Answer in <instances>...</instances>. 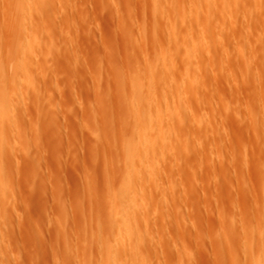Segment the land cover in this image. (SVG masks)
I'll return each mask as SVG.
<instances>
[{"label":"rangeland","instance_id":"rangeland-1","mask_svg":"<svg viewBox=\"0 0 264 264\" xmlns=\"http://www.w3.org/2000/svg\"><path fill=\"white\" fill-rule=\"evenodd\" d=\"M26 2L0 0V264L122 257L134 186L126 263L263 261L264 0Z\"/></svg>","mask_w":264,"mask_h":264},{"label":"bare ground","instance_id":"bare-ground-1","mask_svg":"<svg viewBox=\"0 0 264 264\" xmlns=\"http://www.w3.org/2000/svg\"><path fill=\"white\" fill-rule=\"evenodd\" d=\"M27 2V5H28V7L29 8H32V6H30V0H26ZM160 0H154V3H158ZM26 5V6H27ZM41 5V2H37L36 3V6H40ZM196 5V4H195ZM198 12H199V10H197ZM200 13V12H199ZM161 14V13H160ZM26 16H28V15H25L24 14V16H23V20H25L26 19ZM158 16H159V9H156V11H154V18L156 19V21H158L157 19H158ZM161 28V27H160ZM159 28V29H160ZM25 44V43H24ZM12 50V48L9 50V53L10 54H12L13 53V51H11ZM167 53V52H166ZM166 56V54L165 53H163V56ZM11 57H12V55H11ZM162 58V57H161ZM162 60V59H161ZM148 64H150V63H148ZM149 66V65H148ZM156 67V66H155ZM154 67V68H155ZM153 70H155V69H153ZM157 70V69H156ZM150 71V70H149ZM152 71V70H151ZM14 75V74H13ZM152 75V74H151ZM155 72H154V76L150 79V80H153V78L155 77ZM9 77H11V75H9ZM14 77V76H13ZM158 78V77H157ZM10 79V78H9ZM161 79H162V77H161ZM149 80V81H150ZM179 80V79H178ZM165 81V80H164ZM167 81L168 80H166V83H167ZM170 81V80H169ZM157 82H158V80H157ZM139 83V82H138ZM135 84V86H134V89L136 90V92H135V95L134 96H136V95H140V86H139V84ZM149 83V82H148ZM161 83V82H160ZM165 83V82H164ZM168 84V83H167ZM165 85V84H164ZM152 86V85H151ZM154 87H155V85H154ZM157 87V86H156ZM149 90V89H148ZM150 90H152V89H150ZM149 90V91H150ZM141 92H142V90H141ZM151 92V91H150ZM149 92V93H150ZM153 92V91H152ZM151 92V93H152ZM154 92H156V91H154ZM149 93H148V95H149ZM154 94H156V93H154ZM3 95V94H2ZM2 95H0V96H2ZM138 95V96H139ZM14 96V95H13ZM13 96L12 97H10V98H8L6 101H5V99L4 98H0V126H2L3 125V123H5V121H6V119H7V116L9 115V113L11 112V110H12V107H13V103H12V98H13ZM138 96H136L138 99L140 98V97H138ZM150 96V95H149ZM154 96V95H153ZM150 97H152V95L150 96ZM149 97V98H150ZM144 98H145V96H144ZM148 98V99H149ZM137 99V100H138ZM141 99H143V98H141ZM140 99V100H141ZM147 99V98H146ZM135 100V99H134ZM145 100V99H144ZM157 100V99H156ZM136 101V100H135ZM147 101V100H146ZM146 101H145V105H146ZM140 102V101H139ZM142 102V101H141ZM154 102H155V99H153V98H151V99H149V104L150 105H153L154 104ZM137 103H138V101H137ZM156 103V102H155ZM141 104V103H140ZM137 105V104H136ZM143 106H144V104H143ZM142 106V107H143ZM156 106V105H155ZM154 106V107H155ZM149 107V106H148ZM144 108H145V106H144ZM156 108V107H155ZM141 109V108H140ZM144 110V109H143ZM146 110V109H145ZM137 111V110H136ZM138 112V111H137ZM141 112V111H140ZM149 112V111H148ZM155 112V111H154ZM143 113H144V111H143ZM150 113V112H149ZM157 113V112H156ZM159 113V112H158ZM140 114V113H139ZM137 116H138V118L140 117V115H138V114H136ZM159 115V114H158ZM146 116V115H145ZM149 116V115H148ZM147 116V117H148ZM155 117H156V115H155ZM160 118V117H159ZM142 119H143V121L145 122V118H144V115H143V117H142ZM141 119V120H142ZM156 119H157V117H156ZM140 119H138V121H139ZM140 120V121H141ZM153 118H152V114L150 115V119L148 120V121H150V124L152 125V123H154L153 122ZM147 121V120H146ZM162 121V120H161ZM157 123V122H156ZM160 124H162V123H160ZM147 125V124H146ZM153 126V125H152ZM161 126V125H160ZM138 140H137V143L139 144L138 145V147L140 148H138L139 150H140V153L139 154H137L136 152H139V150L138 151H136V148L134 149V151H135V153H136V156L134 155V154H131V155H129L128 156V166H127V168H129L128 170H126V172L128 171V174L127 175H129L128 176V180L130 181V179L132 178L131 177V174H132V168L134 167V165H135V167L137 166V164H132V163H134L136 160H137V158L139 159V158H141L142 156H144V155H146V154H148V152L150 151V149L152 148H150L148 145V143L147 142H144L143 140H142V136L144 135V130H146L147 131V129L146 128H148V127H145L143 124H139L138 123ZM145 127V128H144ZM159 127V126H158ZM149 128H150V125H149ZM154 129V131H155V127L153 128ZM149 130V129H148ZM136 131V130H135ZM153 131V130H152ZM163 132V131H162ZM153 134V133H152ZM157 134V133H156ZM160 134V133H159ZM163 134V133H162ZM149 135H150V133H149ZM158 135V134H157ZM164 135V134H163ZM165 136V135H164ZM157 137V136H156ZM163 137V136H162ZM164 138V137H163ZM167 138V137H166ZM154 139H156V138H154ZM168 140V139H167ZM153 141V140H152ZM156 143V142H155ZM9 146V143L6 141V140H4L3 138H1L0 137V153H4L7 149V147ZM156 146V145H155ZM155 149V148H154ZM157 151H155L154 153H156ZM149 155V154H148ZM137 157V158H136ZM153 160V159H152ZM131 165H133V167L131 168ZM141 166H145L143 163L141 164ZM138 167V166H137ZM137 169H139V168H137ZM140 169H141V167H140ZM146 169V168H145ZM135 170V169H134ZM144 170V169H143ZM136 171V170H135ZM138 171V170H137ZM137 171H136V175H137ZM135 173V172H134ZM138 176V175H137ZM134 179V178H133ZM135 179H137L136 177H135ZM134 179V180H135ZM137 181V180H136ZM138 188V187H137ZM139 189V188H138ZM140 191V190H139ZM128 193V192H127ZM136 194H138V192H137V189L135 188V186L133 187V188H131L130 187V191H129V193H128V195H126V197H125V199H122V201L120 202V206H121V215H120V223H119V227H115V228H117L116 230H117V232H118V234H117V237L118 236H121V235H124V234H129L130 236H132L133 235V237H135V239H134V242L133 243H131V244H129V245H127L126 247H125V249H124V254L122 255V257H119V258H117V259H113V260H108V262L107 261H105V262H107V264H131V263H126L127 261H128V257H129V255L130 254H132V253H134V251L137 249V248H140L141 246H143V237H140V235H141V231H140V235L138 234V232L137 231H139L140 230V226L138 225L139 224V222H140V220L143 218L142 216H143V213L141 212L140 213V211L138 212V211H136L135 209H133L132 207L134 206H132V203L134 202L133 201V197H135L136 196ZM145 214V213H144ZM144 219V218H143ZM142 221V220H141ZM138 225V226H137ZM137 229H139V230H137ZM141 230H142V228H141ZM143 231V230H142ZM116 237V238H117ZM142 238V239H141ZM251 242H252V240H251ZM251 245V244H250ZM263 245H264V243H263ZM263 247V246H262ZM254 249V248H253ZM264 249V248H263ZM139 250V249H138ZM251 251V250H250ZM259 251V250H258ZM135 254V253H134ZM252 258V257H251ZM125 260H127V261H125ZM102 262V261H101ZM251 264H264V260L262 261V260H260V259H253L252 258V263Z\"/></svg>","mask_w":264,"mask_h":264}]
</instances>
